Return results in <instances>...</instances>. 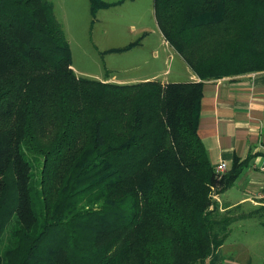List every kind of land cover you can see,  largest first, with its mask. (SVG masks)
Listing matches in <instances>:
<instances>
[{"label": "trees", "instance_id": "trees-1", "mask_svg": "<svg viewBox=\"0 0 264 264\" xmlns=\"http://www.w3.org/2000/svg\"><path fill=\"white\" fill-rule=\"evenodd\" d=\"M91 11L105 7L90 0ZM198 82L78 77L47 0H0V264H223L205 82L264 72V0H153Z\"/></svg>", "mask_w": 264, "mask_h": 264}, {"label": "rangeland", "instance_id": "rangeland-1", "mask_svg": "<svg viewBox=\"0 0 264 264\" xmlns=\"http://www.w3.org/2000/svg\"><path fill=\"white\" fill-rule=\"evenodd\" d=\"M100 1L106 6L93 13L90 0H47L69 43L78 77L116 84H133L156 74L162 82L187 80L185 70L190 68L164 40L153 0ZM239 181L220 195L224 206L244 196ZM240 211L233 213H244ZM220 253L223 264H264V211L234 222Z\"/></svg>", "mask_w": 264, "mask_h": 264}, {"label": "crops", "instance_id": "crops-1", "mask_svg": "<svg viewBox=\"0 0 264 264\" xmlns=\"http://www.w3.org/2000/svg\"><path fill=\"white\" fill-rule=\"evenodd\" d=\"M185 75L187 80L184 82H160L199 81L190 69L186 68ZM157 76L141 82L156 80ZM198 135L213 167L224 162L229 169L233 158L247 164L242 178L237 179L244 196L224 206L220 202L221 194L217 195L215 199L219 206L242 210V214L264 211V72L205 82ZM245 204L250 206L246 210Z\"/></svg>", "mask_w": 264, "mask_h": 264}, {"label": "built area", "instance_id": "built-area-1", "mask_svg": "<svg viewBox=\"0 0 264 264\" xmlns=\"http://www.w3.org/2000/svg\"><path fill=\"white\" fill-rule=\"evenodd\" d=\"M227 171V165L224 162L219 163L214 167V172L216 175H223Z\"/></svg>", "mask_w": 264, "mask_h": 264}]
</instances>
